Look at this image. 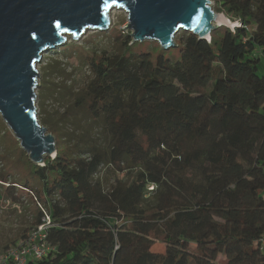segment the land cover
Listing matches in <instances>:
<instances>
[{
    "label": "trees",
    "instance_id": "trees-1",
    "mask_svg": "<svg viewBox=\"0 0 264 264\" xmlns=\"http://www.w3.org/2000/svg\"><path fill=\"white\" fill-rule=\"evenodd\" d=\"M212 1L236 27L183 32L172 65L163 51L131 65L129 36L125 56L91 60L102 162L63 147L36 166L21 152L24 181L0 176V206L18 188L41 209L30 231L50 218L49 250L26 264H264V0Z\"/></svg>",
    "mask_w": 264,
    "mask_h": 264
},
{
    "label": "water",
    "instance_id": "water-1",
    "mask_svg": "<svg viewBox=\"0 0 264 264\" xmlns=\"http://www.w3.org/2000/svg\"><path fill=\"white\" fill-rule=\"evenodd\" d=\"M113 8L126 13L132 43L156 42L165 51L176 47L179 31L209 41L216 28L236 27L210 0H0V117L36 166L57 152L37 119L36 65L65 35L106 30Z\"/></svg>",
    "mask_w": 264,
    "mask_h": 264
},
{
    "label": "rangeland",
    "instance_id": "rangeland-1",
    "mask_svg": "<svg viewBox=\"0 0 264 264\" xmlns=\"http://www.w3.org/2000/svg\"><path fill=\"white\" fill-rule=\"evenodd\" d=\"M210 1L214 9L215 3ZM109 19L106 30L87 29L77 39L65 35L66 40L58 47L43 52L36 65L39 78L35 90V105L40 125L55 137L56 144L58 142L56 149L64 147L68 151L78 152L81 158H86L88 161L99 158L102 162L107 140L104 115L99 108H96L98 96H94L93 99L91 97V89L97 83V77L90 65L91 60L96 61L98 56L104 58L125 56L124 37H130L131 34V30L126 28L127 15L122 9L110 10ZM230 23L235 26L231 21ZM183 32L179 31L175 40L181 37L184 40ZM132 44H134L133 49L127 58L133 66L135 62L143 61L146 56L151 54L155 56L162 51L168 56L171 65L179 59V51L175 48L165 51L158 43L151 41ZM257 55L259 56L258 74L262 75L264 56ZM114 96L118 98L121 95L119 93ZM112 97L108 95V98L112 99ZM86 108L89 111L95 110V114L87 115ZM96 118L104 122L95 124L93 120ZM1 138L2 134H0V176L6 177L7 182H23L28 168L20 153L22 152L25 157L28 155L21 150L12 134L4 140ZM100 169L99 173L92 176L91 185L96 184L94 182L100 176ZM30 184L36 186L34 181H30ZM15 195L19 198L17 203L4 201L0 206V264H8L4 258L8 250L19 252L20 247L24 246L35 216L41 210L29 198L30 195L21 189L17 188ZM126 210L128 214H142L132 204L128 205ZM163 250L164 245L161 243L154 246V251Z\"/></svg>",
    "mask_w": 264,
    "mask_h": 264
},
{
    "label": "built area",
    "instance_id": "built-area-1",
    "mask_svg": "<svg viewBox=\"0 0 264 264\" xmlns=\"http://www.w3.org/2000/svg\"><path fill=\"white\" fill-rule=\"evenodd\" d=\"M49 225L50 218L44 213L40 224L29 232V236L25 240L24 246L20 247L19 252L8 250L4 255L5 260L13 262L14 264H26L28 257L34 259H41L44 257L49 250L46 240V230Z\"/></svg>",
    "mask_w": 264,
    "mask_h": 264
},
{
    "label": "crops",
    "instance_id": "crops-1",
    "mask_svg": "<svg viewBox=\"0 0 264 264\" xmlns=\"http://www.w3.org/2000/svg\"><path fill=\"white\" fill-rule=\"evenodd\" d=\"M263 197H264V192H263Z\"/></svg>",
    "mask_w": 264,
    "mask_h": 264
}]
</instances>
